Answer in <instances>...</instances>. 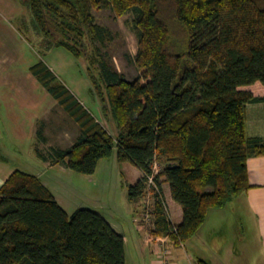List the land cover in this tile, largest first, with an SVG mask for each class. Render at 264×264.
I'll list each match as a JSON object with an SVG mask.
<instances>
[{"label":"trees","instance_id":"obj_1","mask_svg":"<svg viewBox=\"0 0 264 264\" xmlns=\"http://www.w3.org/2000/svg\"><path fill=\"white\" fill-rule=\"evenodd\" d=\"M24 3L46 52L64 48L87 62L91 94L118 130L114 137L40 60L31 73L81 131L68 149L44 153L36 145L43 162L91 176L116 151L119 162L144 173L127 186L131 201L145 202L136 212H151V221L140 223L176 245L193 239L211 211L252 188L248 160L264 156V137L248 136L246 111L264 103V0ZM100 10L133 16L127 25L138 42L140 72L133 81L111 65L105 49L116 33L97 23ZM38 139L47 142L43 131ZM151 175L159 191L148 207ZM163 178L183 209L179 226L167 216ZM0 264H126V243L100 213L69 215L38 176L16 169L0 188Z\"/></svg>","mask_w":264,"mask_h":264},{"label":"crops","instance_id":"obj_2","mask_svg":"<svg viewBox=\"0 0 264 264\" xmlns=\"http://www.w3.org/2000/svg\"><path fill=\"white\" fill-rule=\"evenodd\" d=\"M23 2L25 0H22V4ZM19 3L15 0H0V123H2L0 138L8 135L14 138L12 143H31L36 146V137L39 138V132L43 131L48 141L47 131L54 127L59 134L64 131L62 138L65 141L66 137H72L73 132H77V140L81 135L80 129L68 121L63 109L54 108L56 100L53 101L50 94V96L46 94L41 96L39 93H34L32 88L36 89V85H4L2 76L8 72V69L4 66L2 46L6 37L10 36L9 40L17 39V34L20 33L16 26L10 23L12 19L21 20V22L24 20L22 18L23 5ZM4 14L8 18L9 25L5 23L7 18L4 20ZM9 90H14V94ZM80 102L83 104V101L80 100ZM246 124L249 137H264V103L248 105ZM75 141L67 147L61 146L60 148H71ZM1 154L3 153L0 152V188L16 170L15 167L10 166L9 159ZM103 162L104 160L99 163L95 174L101 168L107 169L110 164L115 169L123 168L120 176L125 179L126 188L135 185L144 176V173L130 162L122 163L114 159V163L102 165ZM46 166L60 167L63 174L72 176L65 164L46 163ZM248 169L252 188L236 198L228 207L211 211L198 234L180 245L172 243L165 236L151 234L141 223L143 226L141 228L124 229L121 224L103 216L102 212L100 214L116 232L125 238L126 264H159L165 255L168 264H195L197 259L210 264H264V156L250 158ZM95 174L91 175V179L88 180L91 184L94 182L92 177ZM35 175L39 178L41 176L40 174ZM44 185L49 188L64 210L72 215L75 211L70 212V208L73 207V198L61 191L55 184L50 186L44 183ZM72 185L73 187L71 185L67 187L69 193L78 196L83 194L81 186L77 183L75 185L74 179H72ZM108 188L109 186L101 182L95 187L93 193L101 195L107 192ZM162 191L171 222L177 226L181 225L184 218L183 209L172 198L170 184L164 182V178L162 179ZM76 195L73 197H77ZM97 202L102 204L99 198ZM128 202L134 212L141 210L145 203L143 200L141 205V202H133L130 199Z\"/></svg>","mask_w":264,"mask_h":264},{"label":"rangeland","instance_id":"obj_3","mask_svg":"<svg viewBox=\"0 0 264 264\" xmlns=\"http://www.w3.org/2000/svg\"><path fill=\"white\" fill-rule=\"evenodd\" d=\"M15 1L22 4V0ZM22 5L24 14L22 18L24 21L21 22V20L12 19L10 23H12L14 27L16 26L18 31L19 28H23L22 32L24 35L19 33L17 34V39L11 40H9L11 38L10 36L6 37V41H4L2 46L4 50V66L5 69H8V72H5L2 76L4 85H36V89L32 88L34 93H39L41 96L45 94L49 95L48 91L38 83L37 79L30 71L32 66L37 64L40 60H43L57 74L61 81L69 87L77 98L83 101V104L90 110L93 116L104 123L110 130V133L116 137L118 135V130L115 124L111 121L110 123L105 118L101 112L99 100L90 93L94 85H91L87 62L83 59H77L64 48H55L46 52L43 47L44 38L36 30L31 12L27 9L24 2ZM94 15L97 23L110 28L116 33L114 42L109 44L107 49H105V51L111 55V65L119 73L125 75L127 80H135L140 76V72L135 63L138 42L127 25V21L131 20L133 17L132 14H127L122 18H118L113 10H100L94 11ZM3 16L4 20H6V15L4 14ZM5 23L9 25L8 18ZM24 25H26V28ZM145 83L146 81H142V84ZM9 92L14 94V90H9ZM5 93L7 92L5 91ZM50 97L55 101L52 96ZM54 108L63 109L56 101ZM65 115L68 117L69 122L79 128L77 123L67 113ZM1 124L2 123H0V125ZM64 127L68 128L65 125ZM47 134V142H42L36 137L35 143L44 153H48L52 147H67L76 140L77 132H73L72 137H66V141L62 138L64 136V131H61L59 134L54 127H51L50 131H47ZM12 142H14V138H10L8 135L5 138H0V152L3 153L1 155L9 159L10 166L33 174H40L43 183L50 184V186L55 184L61 191L68 193L69 197L73 198V207L72 209L70 208V212L76 211V208L90 209L92 211H98L99 213L102 212L103 216L105 215L117 224H121L124 229L143 227L140 224L143 218V212H134L129 206L128 190L125 187V179L120 176L123 172V168L115 169V167L110 164L114 163V159H117L116 151L112 157L105 159L103 162L104 164H102H110V166L107 169L101 168L98 170L97 174L92 177L94 182L91 184V182L88 181L91 179L90 176L76 174L68 170L71 171L69 173H71L72 177L70 174H63L60 167H47L46 163L43 162L35 152V145H31V143L18 144L17 142ZM72 179H74L75 185L76 183L79 184L81 186L80 188L83 190V194H80V196L69 193L70 191L67 189L69 185L73 187ZM101 182H104L109 188L107 192L97 195L93 193V190ZM75 195L77 197H73ZM98 198L102 204H98Z\"/></svg>","mask_w":264,"mask_h":264},{"label":"built area","instance_id":"obj_4","mask_svg":"<svg viewBox=\"0 0 264 264\" xmlns=\"http://www.w3.org/2000/svg\"><path fill=\"white\" fill-rule=\"evenodd\" d=\"M157 173H158V166L155 167V174H157ZM146 184H147V191H148L147 205H148V207H150L154 192L159 191L157 183L155 182V175L148 176ZM165 206H166L167 216L170 219L168 207L166 204H165ZM151 217H152L151 212L146 211L145 213H143V218L141 219V221L148 223L151 221ZM167 238H169V237H167ZM159 264H168V259L166 258V255L164 256V258L162 259V261Z\"/></svg>","mask_w":264,"mask_h":264}]
</instances>
